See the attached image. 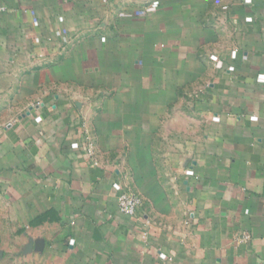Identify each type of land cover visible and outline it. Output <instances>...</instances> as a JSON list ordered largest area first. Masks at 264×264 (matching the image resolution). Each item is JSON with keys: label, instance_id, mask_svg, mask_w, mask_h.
Wrapping results in <instances>:
<instances>
[{"label": "crops", "instance_id": "0c3cea01", "mask_svg": "<svg viewBox=\"0 0 264 264\" xmlns=\"http://www.w3.org/2000/svg\"><path fill=\"white\" fill-rule=\"evenodd\" d=\"M0 204L39 264H264V0H0Z\"/></svg>", "mask_w": 264, "mask_h": 264}, {"label": "rangeland", "instance_id": "374dc122", "mask_svg": "<svg viewBox=\"0 0 264 264\" xmlns=\"http://www.w3.org/2000/svg\"><path fill=\"white\" fill-rule=\"evenodd\" d=\"M127 27L134 26L133 18L125 21ZM130 39L127 36V40ZM24 229L7 220L6 210L0 204V264H39L36 243L23 239Z\"/></svg>", "mask_w": 264, "mask_h": 264}, {"label": "built area", "instance_id": "2783aa9c", "mask_svg": "<svg viewBox=\"0 0 264 264\" xmlns=\"http://www.w3.org/2000/svg\"><path fill=\"white\" fill-rule=\"evenodd\" d=\"M153 6H156V4ZM117 189L120 190L118 198L119 210L126 215H136L142 204L141 198L130 191L123 190L121 187H117ZM245 238H248V236L245 235Z\"/></svg>", "mask_w": 264, "mask_h": 264}]
</instances>
